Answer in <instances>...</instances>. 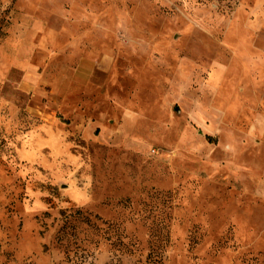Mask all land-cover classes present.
I'll return each mask as SVG.
<instances>
[{
  "label": "rangeland",
  "instance_id": "rangeland-1",
  "mask_svg": "<svg viewBox=\"0 0 264 264\" xmlns=\"http://www.w3.org/2000/svg\"><path fill=\"white\" fill-rule=\"evenodd\" d=\"M0 264H264V0H0Z\"/></svg>",
  "mask_w": 264,
  "mask_h": 264
},
{
  "label": "crops",
  "instance_id": "crops-1",
  "mask_svg": "<svg viewBox=\"0 0 264 264\" xmlns=\"http://www.w3.org/2000/svg\"><path fill=\"white\" fill-rule=\"evenodd\" d=\"M32 27L35 28V29H40L41 24L38 21H34V23L32 24ZM81 65H82V67H84V65H85L86 69H90V67H91L90 64H88V63L85 64V63L82 62ZM83 70H84V68H83Z\"/></svg>",
  "mask_w": 264,
  "mask_h": 264
}]
</instances>
